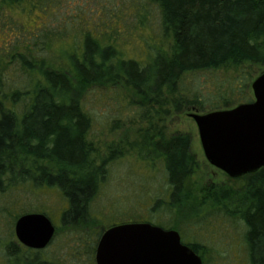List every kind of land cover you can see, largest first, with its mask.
Segmentation results:
<instances>
[{"label": "trees", "instance_id": "obj_1", "mask_svg": "<svg viewBox=\"0 0 264 264\" xmlns=\"http://www.w3.org/2000/svg\"><path fill=\"white\" fill-rule=\"evenodd\" d=\"M146 1L159 14L161 39L150 46L146 60H138L125 58L115 44L113 35L121 32L117 14L113 18L105 12L101 18L98 12L94 30L86 26L81 31L79 52L69 54L53 45L50 32L31 33L23 22L25 14H47L54 0H0V26L15 30L10 50H0V194L20 186L57 190L66 202L60 229L99 226L90 205L106 179L107 164L115 159L109 155L97 160L87 137L91 119L82 100L90 88L121 84L154 116L164 117L189 108L204 110L196 94L182 92L186 74L218 69H241L242 74L252 66L255 78L264 73V0ZM11 71L19 77L14 80ZM251 83L217 93L218 102L208 104L205 113L252 102ZM190 143L187 134L166 137L159 130L145 132L133 147L141 160L161 162L170 187L169 210L193 220L216 214L237 223L246 264H264V168L246 175L242 190L210 184L195 194L186 187L199 167ZM19 216L13 217V224ZM123 223L137 222L118 224ZM118 224L100 225L89 246L91 257L104 230ZM176 225L156 226L176 230L205 264L207 245L196 237L185 241ZM5 249L14 264H38L42 251L12 241ZM22 253L32 258L23 259Z\"/></svg>", "mask_w": 264, "mask_h": 264}, {"label": "rangeland", "instance_id": "obj_2", "mask_svg": "<svg viewBox=\"0 0 264 264\" xmlns=\"http://www.w3.org/2000/svg\"><path fill=\"white\" fill-rule=\"evenodd\" d=\"M25 1L28 4L31 2ZM53 4L47 14L36 11L29 16L23 15V22L31 33L43 35L50 32L53 45L69 54L79 52L82 46V38L79 39L81 31L86 26L94 30L98 12L101 18H104L102 13L105 12L119 16L116 24L121 32L113 35V39L125 58L146 60L151 47L158 45L161 39L159 14L146 0H54ZM14 31L13 28L0 26V50H10L15 41ZM249 68L242 69L243 76L239 73L241 69L186 74L181 90L189 97L196 94L204 102V110L189 108L180 114L172 112L164 117L154 116V111L139 103L138 98L121 84L90 88L82 100L83 109L91 119L87 137L94 145L97 160L98 157L115 156L107 164L106 179L90 205V215L96 218L99 226L89 230L60 229V215L66 202L55 189L32 190L20 186L8 190L0 194V264H14L6 256L5 248L9 242L22 247L14 234L13 217L41 211L47 213L55 229L59 230L39 254L38 264L95 263L89 246L95 240L100 225L110 226L121 222H150L165 226L177 224L185 241L190 242L192 237H196L197 241L207 245L205 264H246L240 226L216 214L202 220H193L191 215L184 213L180 217L174 214L167 208L170 187L161 162L141 160L133 146L149 131L153 134L160 130L166 137L176 132L187 134L191 142L190 150L199 167L186 182V187L195 194L210 184H227L235 190H242L246 183L245 176L232 179L208 164L197 127L189 115L209 111L208 104L218 102L217 93L228 90L230 86L237 88L246 81L251 83L256 76V67ZM249 72L252 75H248ZM18 75L13 71L10 73L14 80ZM151 113L153 118L150 117ZM25 257L31 259L32 255L22 253V258ZM25 262L19 261L18 264Z\"/></svg>", "mask_w": 264, "mask_h": 264}, {"label": "water", "instance_id": "obj_3", "mask_svg": "<svg viewBox=\"0 0 264 264\" xmlns=\"http://www.w3.org/2000/svg\"><path fill=\"white\" fill-rule=\"evenodd\" d=\"M253 101L230 109L189 115L197 127L209 165L235 179L264 168V73L251 83ZM55 226L42 213H27L14 223L22 246L43 250L52 241ZM95 264H202L181 242L179 233L150 223L111 226L100 236Z\"/></svg>", "mask_w": 264, "mask_h": 264}, {"label": "flooded vegetation", "instance_id": "obj_4", "mask_svg": "<svg viewBox=\"0 0 264 264\" xmlns=\"http://www.w3.org/2000/svg\"><path fill=\"white\" fill-rule=\"evenodd\" d=\"M198 255V254H197ZM199 256V255H198ZM200 257V256H199ZM201 258V257H200ZM202 260V259H201ZM202 264H203V261H202Z\"/></svg>", "mask_w": 264, "mask_h": 264}]
</instances>
